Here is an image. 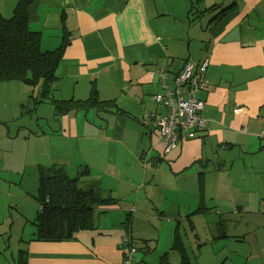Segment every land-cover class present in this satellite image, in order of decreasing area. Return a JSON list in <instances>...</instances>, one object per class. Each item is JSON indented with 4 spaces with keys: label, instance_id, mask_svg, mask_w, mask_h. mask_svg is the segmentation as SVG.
Returning a JSON list of instances; mask_svg holds the SVG:
<instances>
[{
    "label": "crops",
    "instance_id": "0c3cea01",
    "mask_svg": "<svg viewBox=\"0 0 264 264\" xmlns=\"http://www.w3.org/2000/svg\"><path fill=\"white\" fill-rule=\"evenodd\" d=\"M16 3L0 0V14L10 17ZM27 20L29 30L40 36L42 51H56L65 41L52 100H85L95 89L105 102L88 111L55 114L56 127L31 139L46 143L45 167L63 166L76 175L86 166L81 183L96 186L113 203L97 208L94 229L76 239L33 241L29 221L36 214L31 207L36 190L28 191L29 200L17 211L16 195L8 186L5 193L1 189L9 213L0 222V264L16 263L19 252L26 264H120V242L126 236L137 246L135 264H189L182 241L171 238L161 254L154 239L133 235L126 222H160L174 237L193 214L218 219L227 202L242 200L234 183L242 180L239 170L248 159L253 184L259 185L256 181L264 176V0H32ZM204 60L205 90L199 97L205 127L164 153L157 132L143 117L163 111L153 101L162 91V75L172 89L183 63ZM12 93L11 88L6 92L11 113L0 116L8 136V124L20 117L18 105L34 106L32 93ZM226 179L232 197H225ZM262 192L254 188L249 198L260 208L264 187ZM18 217L29 235L15 243L17 255L12 251L8 257L12 241L4 237L16 234ZM213 235L205 236L204 249L209 240L217 243ZM200 251L208 252L206 261H215L209 250Z\"/></svg>",
    "mask_w": 264,
    "mask_h": 264
},
{
    "label": "rangeland",
    "instance_id": "374dc122",
    "mask_svg": "<svg viewBox=\"0 0 264 264\" xmlns=\"http://www.w3.org/2000/svg\"><path fill=\"white\" fill-rule=\"evenodd\" d=\"M10 84L11 87H6L7 85L4 83L0 84V116L2 117L11 113L10 96H6L9 88L13 91L11 97H14L20 93L27 95L30 93L35 94L40 86L38 84L31 87L21 82ZM21 105H18L20 117L8 124L10 127L9 136L7 128L0 123V130L4 128L3 130L5 131L4 134L0 135L4 139L0 141V146L4 150V152L0 151V166L2 167V172L0 173V191L2 189L1 192L5 193L7 186L11 189V194L17 197V211L25 207L24 201L29 200L27 199L30 197V194H28L30 192L28 191L32 190L35 193L38 176L37 165L42 161V165L45 167L44 165L47 163L44 157L46 143L39 139L31 138L36 136V134L41 135L43 132L46 133L48 130H52L54 126L56 127L54 125V115L56 112H53L51 104H42L28 115H21ZM246 165L247 167L241 165L239 175L242 177V180L236 181L234 185L238 194H241L242 200L246 197L248 200L243 202L238 199L231 204L227 202L224 210H220L221 215L218 219L215 218V215L209 213L202 214L203 216L197 218L196 214H193L191 216L193 218L192 221L180 223V232L178 235H174V237L169 236V228L161 229L160 222H157V226L152 222H149L148 225L145 222H129L131 232L135 236L139 234L140 237L154 239L161 254L163 253L161 250L164 247H169L171 238L178 239L180 242L182 241L189 253V264L209 263L204 258L209 256L208 252L207 254L206 252L203 254L200 251L202 249L209 250L214 255V258L216 257L215 261L209 264H264V205H261L260 208V205L250 201V191L254 188L263 195L264 176H260L256 181L259 185L253 184V178L255 179L256 177L252 175L249 169V159ZM243 171H246V174ZM223 183L226 184L225 197L231 196L227 188V184H229L227 179L223 180ZM5 199L6 197L0 193V222H3V217L9 213L3 207ZM31 207L34 210L37 208L34 202ZM17 211L16 213L18 214ZM213 219L217 221L215 222L217 226L214 225ZM151 224L153 227L149 226ZM23 225L25 226L26 224L18 217L16 221V234L13 237H10L8 234L4 237L5 241H12L11 250L6 249L8 257L12 255V251L16 252L17 255L20 248L18 246L17 248H13L15 243L19 245L21 239H27L29 235V227L26 226L24 231L21 230ZM175 225L176 223L174 227ZM207 234L209 236L214 234V237L217 235V243L213 244V241L209 240L205 244L207 245V249H204L203 246ZM221 235H224V238H221ZM2 239L0 236L1 242ZM140 241L143 242L142 240ZM138 243H140L139 240ZM15 261L17 262V257Z\"/></svg>",
    "mask_w": 264,
    "mask_h": 264
},
{
    "label": "trees",
    "instance_id": "16d2710c",
    "mask_svg": "<svg viewBox=\"0 0 264 264\" xmlns=\"http://www.w3.org/2000/svg\"><path fill=\"white\" fill-rule=\"evenodd\" d=\"M31 2L17 0L10 17L4 18L0 14V84L21 82L31 87L39 84L37 93L30 94V101L34 106L50 103L57 115L103 106L105 102L98 99L95 89L85 100H52L55 71L65 41L56 51H42L40 36L28 28L27 7ZM37 171V188L33 196L37 208L34 218L29 221L34 229L33 241L76 239V234L94 229L93 213L97 208L113 203V199L104 198L96 186L81 183L86 166L79 167L76 175L55 165L38 166ZM126 223L128 227L129 221ZM24 255L19 252L14 264H26Z\"/></svg>",
    "mask_w": 264,
    "mask_h": 264
},
{
    "label": "built area",
    "instance_id": "2783aa9c",
    "mask_svg": "<svg viewBox=\"0 0 264 264\" xmlns=\"http://www.w3.org/2000/svg\"><path fill=\"white\" fill-rule=\"evenodd\" d=\"M207 65V60L200 64L183 63L172 89L161 77L162 91L153 96V101L163 111L147 113L142 121L157 132L164 153L175 149L184 139L195 138L205 127L204 101L199 94L205 90L203 75ZM120 250V264H135L137 246L130 237L122 238Z\"/></svg>",
    "mask_w": 264,
    "mask_h": 264
},
{
    "label": "water",
    "instance_id": "95a60500",
    "mask_svg": "<svg viewBox=\"0 0 264 264\" xmlns=\"http://www.w3.org/2000/svg\"><path fill=\"white\" fill-rule=\"evenodd\" d=\"M35 109V107H30L27 103H24L21 105V110H22V114L23 115H28L30 114L31 112H33Z\"/></svg>",
    "mask_w": 264,
    "mask_h": 264
}]
</instances>
